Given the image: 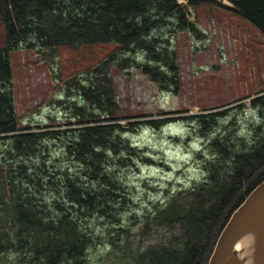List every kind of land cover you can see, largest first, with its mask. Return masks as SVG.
I'll use <instances>...</instances> for the list:
<instances>
[{
    "label": "trees",
    "instance_id": "1",
    "mask_svg": "<svg viewBox=\"0 0 264 264\" xmlns=\"http://www.w3.org/2000/svg\"><path fill=\"white\" fill-rule=\"evenodd\" d=\"M179 1L0 0V264H91L93 253H106L110 264H208L231 215L264 180V91L251 100L259 120L246 133L227 111L113 123L112 65L138 68L162 90L178 85L176 55L163 34L173 22L179 31L196 30L187 18L195 2ZM226 1L264 33V0ZM88 45L119 50L86 71V80L66 82L85 104L73 105L74 124L20 126L11 52L44 58ZM179 120L190 122L185 142H200L199 173L139 209L128 175L155 161L126 137Z\"/></svg>",
    "mask_w": 264,
    "mask_h": 264
},
{
    "label": "rangeland",
    "instance_id": "2",
    "mask_svg": "<svg viewBox=\"0 0 264 264\" xmlns=\"http://www.w3.org/2000/svg\"><path fill=\"white\" fill-rule=\"evenodd\" d=\"M188 20L195 31H179L176 23L164 31L176 55L177 86L162 90L138 68L111 66L115 84L118 123L170 117H188L227 111L236 119L242 133L258 121L251 100L264 91V33L248 19L231 11L229 1L193 0ZM180 3L187 4L186 0ZM228 7V8H227ZM6 48V29L0 21V49ZM114 45H88L78 50L62 47L53 57H41L29 49L10 54L13 94L18 123L49 130H66L74 124L73 105L85 106L74 86L73 77L86 80L85 72L117 52ZM104 119V118H102ZM187 120L170 123L159 130L142 129L130 139L155 164L129 172L136 206L158 204L168 189L188 186L199 173L194 165L199 141L187 144ZM226 125V124H225ZM227 126V125H226ZM50 151L55 154L56 148ZM160 164V162H162ZM160 165L162 167H160ZM162 193H161V192ZM91 264H110L106 253H93Z\"/></svg>",
    "mask_w": 264,
    "mask_h": 264
},
{
    "label": "water",
    "instance_id": "3",
    "mask_svg": "<svg viewBox=\"0 0 264 264\" xmlns=\"http://www.w3.org/2000/svg\"><path fill=\"white\" fill-rule=\"evenodd\" d=\"M208 264H264V180L231 215Z\"/></svg>",
    "mask_w": 264,
    "mask_h": 264
}]
</instances>
